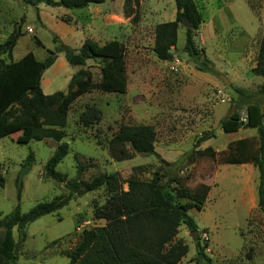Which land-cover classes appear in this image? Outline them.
Masks as SVG:
<instances>
[{"label": "rangeland", "instance_id": "374dc122", "mask_svg": "<svg viewBox=\"0 0 264 264\" xmlns=\"http://www.w3.org/2000/svg\"><path fill=\"white\" fill-rule=\"evenodd\" d=\"M194 1L203 19L193 33L195 44L205 50L215 76L198 72L184 53L183 24L179 25L173 60L163 62L156 57L155 29L176 19L174 0H141L134 5L130 17L125 15V0L90 5L88 11L80 12L46 5L37 10L20 0H0V44L18 24L21 26L14 61L29 52L38 61H45L49 51L56 50L53 39L58 36L76 49L86 40L100 46L119 41L125 47L127 65L126 93L93 91L78 98L70 107L64 129L67 136L62 142L45 139L22 143L20 138L27 136L24 133L0 140V220L18 205L23 213H28L39 203L68 196L67 184L77 179L78 165L93 166L82 174V181L90 182L101 174H117L124 191L128 190L126 182L130 179L150 181L163 174L168 167L156 156L133 152L131 160H112L110 141L125 125L153 126L157 132L156 152L170 163L195 150L199 139L208 133L215 137L196 150L212 148L218 156L238 140L257 138L258 125L264 123V77L250 72L257 65L264 35V0ZM59 56L43 74L41 88L45 95L67 93L72 77L79 73H90L95 82L101 79L100 60L72 67L63 54ZM221 76L227 78L229 85ZM238 90L252 95L248 97L249 104L238 106ZM92 109L96 116L85 124L83 116ZM242 112L247 114L245 121L241 120ZM234 127L236 130L232 131ZM63 143L69 145L70 151L56 168L66 177L61 183L47 177L44 167ZM31 152L36 163L19 189L16 178ZM218 159L196 157L190 162L185 158L174 174L191 190L203 184L210 187L202 210L189 211L199 228L197 241L208 246L206 254L214 264H264V211L258 205L257 169L252 164L224 165ZM110 197L105 188L76 195L67 207L29 225L25 239L15 228L17 264H68L70 253L84 232L109 225L105 218L96 215V209L105 206ZM197 241L181 225L165 250L186 246L188 252L178 264H197Z\"/></svg>", "mask_w": 264, "mask_h": 264}, {"label": "trees", "instance_id": "16d2710c", "mask_svg": "<svg viewBox=\"0 0 264 264\" xmlns=\"http://www.w3.org/2000/svg\"><path fill=\"white\" fill-rule=\"evenodd\" d=\"M26 6L38 10L40 5L68 10H82L90 5L103 4L116 0H20ZM141 0H125L126 17H130L134 5ZM177 8L176 19L159 24L155 29L153 51L163 62L173 60L176 53L179 25L187 19L191 29H186L183 48L195 63L198 72L216 75L210 66L205 50L199 49L194 40V31L203 22L202 15L194 0H174ZM40 20V18H39ZM68 22V21H67ZM18 28L6 41L0 44V140L17 133L27 136L20 138L22 143L29 140L43 141L53 139L60 143L67 136L65 128L71 105L81 96L93 91L125 94L127 91V65L124 45L116 40L102 46L92 40H86L76 49L62 42L55 36V51H49L45 61H38L32 52L21 60L14 61V49L21 37ZM40 43V42H39ZM174 49V54L170 50ZM63 54L72 67H84L88 60H100L102 63L101 79L94 81L90 73H79L72 77L67 93L56 92L45 95L41 80L46 70L50 69ZM251 75L264 77V35L260 42L257 65ZM264 90V86L262 88ZM238 106L249 104L252 97L245 90H238ZM244 96V97H243ZM83 116L85 124L96 116L94 109ZM85 118V119H84ZM236 128H232L235 131ZM208 133L196 143L195 150L186 154L178 162L170 163L156 152L157 132L150 125H125L112 138L109 154L115 162L128 161L132 153L156 156L168 169L161 175H155L150 181L130 179L126 182L128 190L120 188L117 174H101L90 182L81 180L93 166L78 165L77 179L67 184L69 195L56 198L51 202H42L28 213H23L18 205L14 211L0 220V264H17V244L13 231L16 228L21 239L26 238V229L39 219L52 215L67 207L76 195H86L105 188L111 196L105 206L96 209V215L105 218L109 225L84 232L79 245L70 253L68 264H178L187 254L186 246L176 245L165 250L181 225L193 233L199 230L189 211L193 208L202 210L208 198L210 187L200 185L189 189L174 174L182 161L188 158L193 162L196 157L217 159L224 165L255 166L258 172V205L264 211V123L257 128V138H245L232 143L221 155L212 148L196 150L201 143L214 138ZM69 145L58 146L52 157L46 162L44 170L47 177L64 183L66 177L56 171L57 166L68 156ZM36 163L31 152L22 164L16 178V185L22 188L23 179L29 175ZM207 245L196 242L197 264H214L206 254Z\"/></svg>", "mask_w": 264, "mask_h": 264}, {"label": "water", "instance_id": "95a60500", "mask_svg": "<svg viewBox=\"0 0 264 264\" xmlns=\"http://www.w3.org/2000/svg\"><path fill=\"white\" fill-rule=\"evenodd\" d=\"M183 25L185 26L186 29H191V24L188 22L187 19L184 20ZM17 28H18V32H19L20 31V24L17 25ZM169 52H170V54H174L175 51H174V49H171ZM221 78H222L224 84L229 85L230 82L227 80L226 77L221 76ZM199 235H200V232L198 230L191 233V236H192L193 240H195V241H197L199 239Z\"/></svg>", "mask_w": 264, "mask_h": 264}, {"label": "crops", "instance_id": "0c3cea01", "mask_svg": "<svg viewBox=\"0 0 264 264\" xmlns=\"http://www.w3.org/2000/svg\"><path fill=\"white\" fill-rule=\"evenodd\" d=\"M40 6H41V5H40ZM40 6H39V7H40ZM39 7H38V9H40ZM89 7H90V6H89ZM89 7L86 8V9H82V10H68V9H67V10H68V11H71V12H73V11H74V12L88 11V9H90ZM60 8H61V7H60ZM41 21H42L43 25H45V22H44L43 18H41ZM75 22H76V20H75ZM74 30H75V31L77 30V25L74 26ZM2 31H3V30H2ZM8 34L10 35V33H8ZM9 35H8V36H9ZM7 38H8V37H7ZM104 44H105V43H104ZM58 59H60V56H59Z\"/></svg>", "mask_w": 264, "mask_h": 264}, {"label": "built area", "instance_id": "2783aa9c", "mask_svg": "<svg viewBox=\"0 0 264 264\" xmlns=\"http://www.w3.org/2000/svg\"><path fill=\"white\" fill-rule=\"evenodd\" d=\"M242 121H245L246 120V118H247V114L245 113V112H242ZM87 224H85L84 226H80L79 228H78V231H80L81 229H83L85 226H86ZM203 237H206V235L204 234L203 235Z\"/></svg>", "mask_w": 264, "mask_h": 264}]
</instances>
